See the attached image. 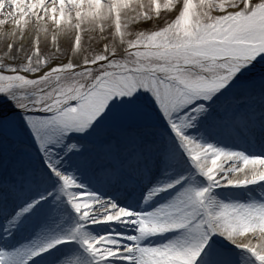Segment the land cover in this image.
I'll list each match as a JSON object with an SVG mask.
<instances>
[{
  "label": "snow or ice",
  "instance_id": "obj_1",
  "mask_svg": "<svg viewBox=\"0 0 264 264\" xmlns=\"http://www.w3.org/2000/svg\"><path fill=\"white\" fill-rule=\"evenodd\" d=\"M0 264H264V0H0Z\"/></svg>",
  "mask_w": 264,
  "mask_h": 264
}]
</instances>
